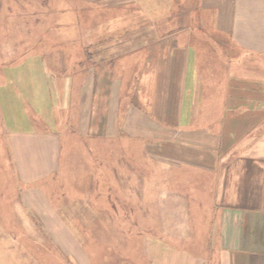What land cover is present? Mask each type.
I'll return each mask as SVG.
<instances>
[{"label":"crops","instance_id":"obj_1","mask_svg":"<svg viewBox=\"0 0 264 264\" xmlns=\"http://www.w3.org/2000/svg\"><path fill=\"white\" fill-rule=\"evenodd\" d=\"M51 1L33 23L44 26L46 51L57 59L42 64V81L17 78L4 88L13 162L26 189L15 200L20 224H0V264H110L102 249L139 232L141 158L151 171L143 184H152L153 218L140 242L143 264H264V78L239 75L264 69V0L202 1L214 35L231 50L213 63V51L191 33L127 32L133 23L155 24L154 6L143 0ZM25 8L40 4L18 9ZM98 9L122 15L99 22ZM208 73L227 77L202 80ZM72 138H86V172L62 162ZM113 138L142 146L118 152ZM58 175L71 179L72 192L52 191Z\"/></svg>","mask_w":264,"mask_h":264},{"label":"rangeland","instance_id":"obj_2","mask_svg":"<svg viewBox=\"0 0 264 264\" xmlns=\"http://www.w3.org/2000/svg\"><path fill=\"white\" fill-rule=\"evenodd\" d=\"M45 1L46 0H0V224H20L18 219L19 213H17L18 216H14V208H16L15 200L18 198L19 194L24 192V189H26V187L24 185H21L18 181L17 168L15 167V164L13 162L14 157L15 161L19 158L17 154H13V152L11 151V136H9V131L13 127V122L9 120L10 115L6 109L7 106H4L7 101V94H5L6 89L4 88L13 86L10 82L12 81V79L17 78H19V80H23L28 77V80L42 81V64L45 66L46 62L49 64L51 61H55L57 59L55 56H48L49 53L46 51V45L51 41L48 40L47 37H45L47 34L45 30L43 31L44 26L42 24L35 25L33 23L36 18L44 17L47 14L46 9H43L42 7ZM53 1L54 0H52L51 2ZM143 1L146 5L148 4L149 6H154L153 9H149V13L154 17L155 24L153 26L150 25L149 28L146 26H142L141 24L135 25L132 22L133 24H130L128 26L127 32H136L135 30L138 28L139 33L145 31L151 32L152 30H155L163 37L164 35L173 33H191L194 39L193 42L195 44L201 43L207 50L213 51L212 53H209L208 59V62L212 63L221 61L222 56L231 54V50L226 48V45L227 43L229 44V42L224 39L218 41L217 36L214 35L216 32L213 29V26L207 23V21L211 22L209 20L211 19L213 14L205 12V10L200 7L202 1H204V3H209L212 0ZM223 2H227V0H223ZM36 4H40L39 9H18L19 7H27L28 5L35 7ZM65 4L70 6V3L68 2H65ZM65 11L68 12L70 11V9L67 8V10ZM19 12L20 15H17V13ZM70 14L68 16H64L63 22L71 18ZM94 15L95 19L101 18L99 22H102L105 15L119 17L122 14L120 9L105 11L103 9H98ZM127 16H130V20H135V18L137 17L136 9L127 10L126 17ZM79 17L81 18V22H79L78 24L79 31L80 27L83 31V29H85V26H87V21H83L84 17H87V12H80ZM23 22H26V24L22 25ZM217 48L219 49L220 53L217 52ZM61 59L63 60L64 58ZM73 59L80 61L85 60L81 52H75L73 55ZM131 59H134L135 61L136 59H139V56L133 57ZM244 73H240L239 75H246V77H250L251 80H255L257 82L262 81L260 80V78H264V69L262 68H258L251 74L246 72ZM205 75L206 76L204 77V74H202V80H208V82H217L220 77H227L226 73H208ZM126 76L130 78L131 73H127ZM128 89L132 88H130V86H124L123 88V90ZM257 90L259 89L256 86V91ZM207 91L209 92V96H213L215 95L216 89L209 88L207 89ZM259 92L262 93V91ZM131 99L133 100L134 98ZM28 115L31 118L35 117V115L30 113ZM32 123L34 125H38V122ZM134 123V121L130 122L131 125H133ZM128 128L133 129L130 125L128 126ZM133 144L142 146L139 142L133 143L131 139L126 140V138H122V140H120L113 138L111 148L113 150L116 149L119 152L120 147H130ZM86 147H88L86 138L83 140L72 138V141L70 140L69 143H65L62 147V150L66 148L64 154L62 155L63 164L64 162H66V165H68L69 163V166L72 165V169H78L77 172H86L85 166H87V163L85 159H82V157L85 158V156H87ZM118 152L116 151L117 154ZM84 154L85 156H83ZM140 155L141 154L139 153V157H141ZM66 159L67 161H65ZM139 160V209H137L139 211V232H129L125 235L124 233H122L121 235L123 237L127 235L129 240L125 243H122L123 245L120 248L115 247L113 244L110 249H102V254L112 259V262H110V264H143L140 242L143 237L150 236L152 233L147 232L150 229V226H152L153 222L151 202L152 184H143L145 180L150 181L151 171L147 166L141 165L142 163H144L142 158ZM82 161H84L85 164L84 168H80V166L82 165ZM117 162L120 161L117 160ZM70 171L72 172L73 170ZM114 171L115 173L119 174L120 169L118 168L113 170V172ZM121 178H124V176H121ZM118 181L119 175L113 174V192H116L114 189L117 188ZM51 182V189L53 192H72L73 188L70 178L64 181V178L58 175L55 179L53 177V180ZM127 187L131 186L127 185ZM145 196L148 200L145 199ZM34 219L36 220V218ZM120 219L122 218H113V221L117 222V220L119 221ZM127 220V224L130 227H134V213L132 217H127ZM135 235H137L136 240L130 241ZM33 252L37 254L38 257H40L37 250H33ZM98 259L99 258L96 257V260Z\"/></svg>","mask_w":264,"mask_h":264}]
</instances>
